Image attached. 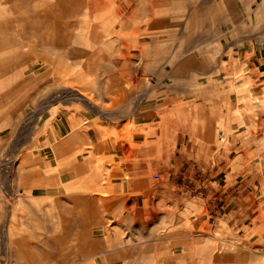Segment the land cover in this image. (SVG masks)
Masks as SVG:
<instances>
[{
  "label": "rangeland",
  "instance_id": "obj_1",
  "mask_svg": "<svg viewBox=\"0 0 264 264\" xmlns=\"http://www.w3.org/2000/svg\"><path fill=\"white\" fill-rule=\"evenodd\" d=\"M160 1L123 0L121 13H116V5L108 6L112 12L106 8L107 17L103 14L99 20L112 22L101 30L112 34L100 46L103 55L90 70L85 68L88 57L73 58L70 50L90 52L95 47L92 42L85 46L81 43L89 42L74 39L75 45L68 50L64 47L52 54L41 37L27 28L9 33L15 44L5 51L6 56L0 52V72L7 71L8 65L25 68L22 77H0V102L19 112L21 120L34 111L39 114L27 118L25 126L21 123L20 133L0 137V264H31L32 257L41 263L44 257L47 264L56 253L54 235L29 226L30 220L54 218L55 212H31L33 202L22 195L20 181H14L11 189L6 180L10 177L7 160L20 159L18 136L28 140L23 158L38 152L49 155L50 141L45 136L51 123L59 116L73 121L82 115L90 120L79 125L88 131L87 142L98 133L103 148L110 139L133 149L151 148L149 179L173 180V200L163 190L157 204L147 202L142 208L144 234L152 232L160 241L161 257L156 260L173 254L176 245L178 260L188 262L173 264H224L229 254L237 264H264V0ZM0 5L2 21H13L17 12L9 9V0H0ZM117 19L126 25L123 39L117 38L119 27H112ZM39 51L53 62H40ZM124 58L129 65L122 69ZM75 90L87 93L100 110L76 96L62 97ZM101 110L109 116L101 115ZM31 140L42 141V147L33 148ZM85 147L87 163L80 168L88 177L64 189L62 217L100 220L109 210L123 219L127 213L135 215L132 206L110 208L105 202L112 194L104 186L114 160H106L96 142ZM32 166L20 165L18 160L12 170L17 176ZM70 203L75 205L73 211ZM131 225L141 228L139 222ZM65 238L58 252L66 255V264H73V242ZM152 259L146 256L145 262Z\"/></svg>",
  "mask_w": 264,
  "mask_h": 264
},
{
  "label": "crops",
  "instance_id": "obj_2",
  "mask_svg": "<svg viewBox=\"0 0 264 264\" xmlns=\"http://www.w3.org/2000/svg\"><path fill=\"white\" fill-rule=\"evenodd\" d=\"M1 51L2 49H0ZM4 75V71L0 72V77ZM7 108L8 103L1 101L0 137L10 136V134L15 132L20 133L21 123L25 126L24 119H19L21 117L19 112L14 113V110H8ZM36 114L31 117H36ZM84 120L85 118L82 116L80 121ZM86 120L90 121L89 118ZM71 123L73 122H70L66 116H59L57 121L51 123L50 133L45 136L50 141L51 153L49 155L38 152L23 158L22 155L27 149L28 140H25V136H18L16 150L18 156H20V159H18L20 160V165L30 163L34 165L31 168L21 169L16 176L11 168L18 160L15 157H11L6 162V165L10 168V177L8 176L6 180L10 182L11 189L14 181H20L22 195H25L33 202V205H30V211L34 213L43 210L55 212L54 218L32 219L29 225L30 227L43 229L45 233L47 232V235L49 233L54 235L52 241L57 243L56 253L52 258V262H47V264H66V255L58 252L59 247L63 250L65 236L71 238L73 242V264H163L188 262V259L180 258L178 260L176 245L172 247L173 254L170 252L169 256L166 255L167 258L156 260L161 254L158 246L160 241L155 239L152 232L144 234L143 231V222L145 220L142 216L143 206L147 202L157 204L159 193H162L163 190L165 195L170 193L171 200H173V180L165 179L156 183L149 179L148 174L151 169L149 168V163L147 164V158L153 155V149L151 148L133 149L128 144L125 145L126 147L115 144L113 139L107 140L106 146L102 148L103 153L101 154L104 158L106 160H114L110 164L112 167L107 168V177L109 179L104 187L112 194L109 195L105 202L110 208L113 206L122 209L123 206H132L135 215L127 213L125 219H123V215H111L109 210V214L103 215L100 220L93 216H87L86 218L62 217V193L64 189L67 187L73 188L81 182L82 177L86 179L88 177L85 174V170L77 169L75 155L72 156V152H74L73 144L67 141L70 139ZM91 138L92 141L81 144L83 149L86 148L87 144L93 145V143L97 142L94 135ZM29 142H31L30 145L33 148L42 147V141L40 143H37V140ZM131 144L133 145V143ZM68 152L72 153V155H69ZM129 152L131 155H129ZM84 158L82 156L81 160L78 159L80 163L85 162ZM130 158L132 160H129ZM126 173L131 174L132 178H126ZM85 182L87 181L83 180V184ZM42 204H44V207ZM70 205V209L73 211L75 205L72 203ZM131 222L141 223V228L132 229L133 225H131ZM97 224H103V226L99 227ZM97 230H102V233L97 234ZM151 255L153 259L145 262L146 256L149 257ZM34 258H31V264H46L44 257L42 258V263ZM18 259L21 260L20 257ZM19 264L24 263L19 262Z\"/></svg>",
  "mask_w": 264,
  "mask_h": 264
},
{
  "label": "bare ground",
  "instance_id": "obj_3",
  "mask_svg": "<svg viewBox=\"0 0 264 264\" xmlns=\"http://www.w3.org/2000/svg\"><path fill=\"white\" fill-rule=\"evenodd\" d=\"M4 1V0H3ZM140 1V0H139ZM163 1V0H161ZM160 1V2H161ZM172 1V0H171ZM130 2V0H129ZM156 2V0H155ZM158 2L161 7V3ZM125 3V2H124ZM167 3V1H166ZM7 4V3H5ZM142 4V3H140ZM264 4V2H263ZM112 5H116V13H121L122 12V9H123V0H9V9L10 10H13L14 13L17 12L16 15H14L13 17V21L11 22H4L2 21V19L0 18V49H2L1 53H5V51L7 49H9L11 46H13L15 43L13 40L9 39L10 37V34L12 31L11 30H14V29H18V31H20L21 29L23 28H27L29 29L30 31H32L33 33H36L37 36L39 35V37H41L40 39L43 40V42L45 43L44 47H48L51 51H54V53L52 54H55V52L57 53L58 51H60L61 49H64L69 48V46L71 45H75L73 44L74 43V39H76V41H79L80 42H83V41H87L89 42L88 43H81L82 45H85V46H89L90 43L92 42V45H94V49L90 50V52L84 49L86 48H82L83 49H71V53H70V56H72L73 58L74 57H88L87 59V63L85 64V68L87 67L88 70H90L91 66L95 63V61H97L98 57L102 56L103 55V49L100 47L104 44H106V41H104L106 39L107 36H109V34L111 35L112 33L111 32H106V33H103L101 30H104L106 28H109L111 27V21H100L99 19L102 18V15L104 13H107L110 9L108 8L111 7ZM156 5V4H155ZM158 5V4H157ZM2 6V5H0ZM81 6H85V8H87L86 10L85 9H81L80 7ZM143 6V5H142ZM148 6V5H147ZM146 6V7H147ZM144 7V6H143ZM158 7V6H157ZM163 7V6H162ZM161 7V8H162ZM166 7H168L166 5ZM109 10H107V9ZM159 8V7H158ZM114 9H115V6H114ZM144 9V8H143ZM163 9V8H162ZM151 10V9H150ZM165 10V9H164ZM163 10V11H164ZM20 11L22 12H26L25 14L23 13L22 15L26 18L29 19V21H25L22 20V18L24 19V17L20 14H18ZM107 11V12H106ZM144 11H147V10H144ZM160 11V9H159ZM112 12V10H110V13ZM114 13V11H113ZM112 13V14H113ZM115 13V14H116ZM146 12H143L142 14L145 15ZM153 13V12H152ZM204 13V12H203ZM114 14V15H115ZM200 14V13H199ZM106 15L107 17V14H104ZM114 15H112L114 17ZM119 15V14H118ZM143 15H141L143 17ZM153 15V14H152ZM201 15V14H200ZM111 16V17H112ZM140 16V18H141ZM192 16V15H191ZM119 17H122L121 14ZM149 16H147V19H148ZM81 19L83 18L82 21H78V19ZM139 18V16L137 17ZM144 18V17H143ZM146 18V17H145ZM154 19V17H152ZM158 18L157 17V20L158 21ZM163 18V17H162ZM196 18V17H195ZM114 19V18H113ZM121 19V18H120ZM119 19V20H120ZM151 19V18H150ZM118 20V19H117ZM114 21V24L112 27L115 28V26H118L119 27V30H117V38L119 39H123V35H122V32L123 30H125L126 28V25L123 24L124 22L121 20V21ZM201 20V19H200ZM146 21V20H145ZM155 21V20H154ZM155 21V22H156ZM160 21V20H159ZM158 21V22H159ZM163 21V20H162ZM169 21V20H168ZM197 21V20H196ZM166 22H167V18H166ZM79 23H81V28L80 26L78 25ZM149 24V23H148ZM79 26V27H78ZM128 26V25H127ZM141 25H139V28H140ZM148 26V25H147ZM156 26V25H154ZM159 26V25H158ZM195 26V25H194ZM153 28V26H152ZM150 27V29H152ZM78 30L80 29L81 31H83V34H79V33H74L75 30ZM24 30V29H23ZM22 30V31H23ZM76 30V31H77ZM135 30V29H134ZM144 30V29H143ZM75 31V32H76ZM113 31V30H112ZM154 31V30H153ZM14 32V31H13ZM12 32V33H13ZM17 32V31H16ZM21 32V31H20ZM137 32V31H136ZM135 32V33H136ZM155 32V31H154ZM11 33V35H12ZM19 33V32H18ZM151 33V31H150ZM156 33H158L156 31ZM155 33V34H156ZM161 33V32H160ZM116 34V32H115ZM152 34H154L152 32ZM141 35H142V32H141ZM35 38V37H33ZM141 39V38H139ZM144 39V38H143ZM30 40V39H28ZM38 40V39H37ZM34 41V40H32ZM32 41L30 42L31 44V49L34 47V43L32 45ZM146 41V40H145ZM28 42V43H29ZM141 42V41H140ZM27 43V41H26ZM27 43V45H28ZM42 43V41L40 42ZM148 43V42H147ZM146 43V44H147ZM80 44V45H81ZM127 45V44H126ZM144 45V44H143ZM78 46V45H77ZM163 46V45H162ZM20 47V46H19ZM75 47V46H74ZM80 47V46H79ZM22 48V47H20ZM36 48V47H35ZM140 48V47H139ZM15 49V48H13ZM19 49V48H18ZM17 49V50H18ZM144 49V48H143ZM143 49H140L139 52L141 53H144V52H148L147 50H143ZM147 49V48H146ZM149 49V48H148ZM150 49H154V48H150ZM157 49H160V48H156ZM34 50V49H33ZM139 50V49H138ZM156 50L154 49V51L156 52ZM9 51V50H8ZM12 51V50H11ZM16 51V50H14ZM31 51V50H29ZM35 53H36V50H34ZM66 51V50H65ZM21 52V50H20ZM19 52V53H20ZM40 52V51H39ZM38 52V53H39ZM158 52V51H157ZM32 53L34 54V52L32 51ZM7 53H5L4 55L6 56ZM11 54V53H10ZM37 54V53H36ZM40 55L42 54L41 52L39 53ZM69 54V53H68ZM126 52H124L123 54V57H126ZM140 54V53H139ZM152 54V53H151ZM155 55V53H153ZM1 55V54H0ZM14 55V54H13ZM57 55V54H56ZM148 55V54H147ZM153 55V56H154ZM35 56V54H34ZM42 56V55H41ZM41 56L40 57V62L44 59H46L45 55L42 56V57H45V58H42ZM47 56V55H46ZM66 56V55H65ZM142 56V54H141ZM29 57V56H28ZM48 57V56H47ZM57 57V56H56ZM55 57V58H56ZM147 57V56H146ZM11 58H13L12 54H11ZM52 58V56H51ZM145 58V57H143ZM7 59V58H6ZM77 59V58H76ZM126 58H124V62H122L121 64V68L124 69L126 68L129 63L125 60ZM141 59V58H140ZM32 60V59H31ZM43 60V61H44ZM74 60V59H73ZM72 60V61H73ZM20 61V60H19ZM47 62L49 63H52L53 60L50 59L49 61V57L46 59ZM71 61V62H72ZM17 62V61H16ZM109 62V61H108ZM142 62H145L144 60H142ZM141 62V63H142ZM46 63V62H44ZM10 64V62H9ZM66 64V63H65ZM82 64V63H81ZM84 64V63H83ZM144 64V63H143ZM189 64V63H188ZM187 64V65H188ZM76 65V64H75ZM98 65V64H97ZM139 65H140V62H139ZM142 65V64H141ZM13 66V65H12ZM10 67V65H8L7 67V71H4L5 72V75L7 76L8 74H11L12 76H23L24 74L22 73V71L24 70L25 68V65L24 67H21L20 69H16L15 66L13 67ZM73 66V65H72ZM55 68H57L55 66ZM139 68V67H138ZM65 69V68H64ZM80 69V68H78ZM77 69V71H78ZM86 69H84V71L82 70L81 73H86L85 71ZM139 71V70H137ZM69 72V71H68ZM65 73V72H64ZM80 73V74H81ZM88 73V72H87ZM176 73V72H175ZM71 74V73H70ZM79 74V76H80ZM82 74V75H83ZM126 90V89H125ZM125 92V91H124ZM128 92V91H127ZM126 93V92H125ZM68 95V96H66ZM70 96H73V97H78L79 99H81L85 104L87 105H91V107H93L94 109H99V106L97 105V103L91 99L90 96L87 95V93H85L84 91H81V90H75V92H72V93H69V94H64L62 95V97L66 98V97H70ZM61 97V95H60ZM61 97V98H62ZM56 100V99H55ZM51 101H54V100H51ZM57 101V100H56ZM55 102V101H54ZM45 107V105H43ZM39 110V109H38ZM40 112V111H39ZM38 114V112H33L31 115H29V117L27 118H30L31 116L35 115V114ZM101 115L107 117L109 116L110 113L104 111V110H101ZM36 114V115H37ZM82 115V114H81ZM83 116V115H82ZM35 117V116H34ZM26 118V117H24ZM26 118V119H27ZM78 118H81L82 117H78ZM84 118V117H83ZM25 119V120H26ZM31 119V118H30ZM80 119V120H81ZM24 120V121H25ZM80 120L79 119H73V121H70V122H73L71 123L72 124V127L70 125L71 128H70V139L67 140L69 143L73 144L72 148H73V155L72 153H69V155H72L74 156L75 155V162L78 164H76L77 166V169L80 168L79 165H81L82 163H80V161L78 159H80L84 153H85V149H83L81 147V144L83 142H87V138H86V135H87V130L81 126H79L81 123H80ZM22 122V121H21ZM82 123H88L89 121L87 120H84V121H81ZM98 124V121H95V125ZM67 126V127H68ZM28 127V126H27ZM23 128V127H22ZM31 128V127H29ZM24 129V128H23ZM55 136V135H54ZM58 138V137H57ZM97 142H96V147L99 148V149H102L103 148V145H104V142L102 140V143H101V140H100V135H97L95 136ZM102 138V137H101ZM55 139H56V136H55ZM63 143V142H62ZM69 146V145H68ZM228 153V152H226ZM85 156V155H84ZM86 157V156H85ZM73 160V159H72ZM81 160V159H80ZM15 161V159H14ZM79 161V162H78ZM13 162V161H12ZM14 163V162H13ZM85 163H87V161L85 160ZM75 164H73L75 166ZM89 165V164H88ZM13 168V167H12ZM11 168V169H12ZM76 168V167H75ZM10 169V168H9ZM15 172V170L13 169L12 172ZM93 175V174H92ZM86 183V182H85ZM84 183V184H85ZM93 183V182H92ZM86 185V184H85ZM83 186V185H82ZM88 186V185H87ZM85 187V186H84ZM20 193V192H19ZM6 222V221H5ZM7 223V222H6ZM5 224V223H4ZM5 231V232H4ZM3 232L6 233L7 231L4 230ZM7 234V233H6ZM239 257H241V253H239ZM224 261V260H223ZM226 261V262H225ZM225 263L224 264H237L236 262H233L235 260H232V256L229 254L225 257ZM215 262V261H214ZM218 264H220L219 262H217ZM169 264H173V263H169Z\"/></svg>",
  "mask_w": 264,
  "mask_h": 264
}]
</instances>
